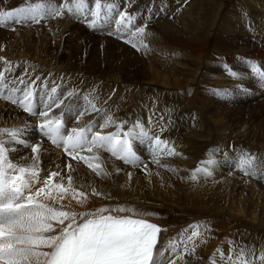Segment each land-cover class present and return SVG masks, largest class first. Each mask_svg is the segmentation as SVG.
Wrapping results in <instances>:
<instances>
[{
  "label": "rangeland",
  "instance_id": "1",
  "mask_svg": "<svg viewBox=\"0 0 264 264\" xmlns=\"http://www.w3.org/2000/svg\"><path fill=\"white\" fill-rule=\"evenodd\" d=\"M190 1H193V0H185L184 2L182 1L181 6L178 3V1H176L173 6L174 9H171V8L167 9L168 0H131V4H129V0H102V2L117 4L120 10H124L125 8H127L128 12L136 15L137 19L136 21H134V23L137 25H142L144 23V20L148 18V9L152 8V15H151V18L148 20V27L146 28V32L148 33V35L145 38L146 39L145 43H147L149 46V50L146 52L143 50L136 51L129 44L124 43L123 40L116 39L114 36L108 35L109 31L115 30L116 25L114 21H109V23L105 25L102 29L93 30L87 26V23L85 22L83 18L78 17V16L67 15L68 17L71 18V20H75V21L77 20L76 21L77 23L75 22L76 24L73 25V27H71L70 30L67 32H63L62 29H58L54 33L47 35L44 29H47L50 27L49 26L50 22L56 21L53 18L44 19L40 23H35V24L30 22L29 27L39 28L36 32H29L30 33V49H19L13 52L11 54V57L15 61L18 59V57H21L23 59L34 58L36 61L50 65L58 70L63 71L67 75H76L80 71L86 72L88 76L92 78L90 81H102L101 79H104V77L105 78L111 77V79L115 80V82L112 83L114 88L112 91L113 93H111V95H115L114 98L117 97L118 94L125 89L124 87H126V85H129L131 87L136 86L137 88L135 91L129 90L130 94H132L130 100L133 103V108H131L130 110H125L122 104L119 101L115 100L113 96L111 95H109V97L106 95H101L100 97H97V98L84 96L81 101L80 96L79 98L77 96L78 92H75L73 96H70L64 100V104H68V102H74L75 104L73 105L72 108L76 109V107H79L81 108L80 111H82L87 106V100L85 99L86 97L92 100V102L96 104L99 111L91 112L90 114L84 115L83 117L80 118V122L91 121L92 123H94L95 130L97 131H98L99 125L104 123V118L106 116H111L113 120L116 121L117 123L123 122L124 127L122 131H127L128 128H130L137 120H139L140 123L144 126V128L148 131L149 135L160 136L162 139L167 140L170 146H173L175 148L176 152L179 153L180 155L173 156L174 158L183 157L181 147L185 146L186 144L187 146L188 145L192 146V144L193 146H199V144L202 143V144H206L209 146H214V145H219V144L222 145L221 142L223 141L225 142V146L233 147L236 150H240V149L247 150L248 152L256 155L257 157H259L262 153H263L262 155L264 156V149H263L264 148V87H261L259 84V81L255 77L252 76L250 68L248 67L246 63V61H253L258 66H261L262 70H264V52H263L264 29H262L260 32V34L262 33L260 35V40L259 41L254 40L256 42L253 41L249 32H246V31L240 32L242 31L240 30L241 27L240 29L238 28V30H236L230 26L227 28H224L225 27L224 26L223 28L225 31L222 30V32L217 35L215 32L217 30L215 25L219 27L222 24V22H219V21H217L218 23L215 24L217 15L219 16V19L221 20L222 19V17L220 16L221 11L225 9L228 10L230 8L228 12L226 11V14L233 15L241 10L239 8L238 9L235 8L236 2L234 0H226V2L225 0H216L215 4L217 6L219 5V9L217 11V13L219 12V14L216 13V18L214 19L215 22H212L210 24L208 34H200L201 36L199 34H194L193 35L194 37L190 34L182 35L180 34V31L175 30L174 28V26L177 25L184 31V26L179 24L178 18L180 16H177V13H181L184 10H185L184 12H187L189 10L186 13V16L189 17L190 15H192L194 18L196 16V13L198 14L199 12L198 4H197L199 0H195L191 5L189 4ZM29 2L37 3L39 2V0H0V11L11 10L14 7L25 5ZM54 2L57 4H60V3H63V0H54ZM90 3L94 4V0H90ZM242 5H243V9L246 11V13H243L242 15L245 19L244 20L245 22L243 23L244 25L242 26V28L244 30L246 29L250 31L251 28L248 26V23L246 20L251 21L252 17L254 16V11L251 12L247 4L246 5L242 4ZM226 6L229 8H226ZM232 8L233 10H231ZM161 9H163V11H161ZM257 10H262V9H259V6H257V9L255 11ZM168 11H170L171 13L169 14ZM224 15L225 13L223 14V16ZM78 20H81V22H78ZM164 23L167 24V28L164 32H160L159 30L162 26L165 25ZM27 24L25 25L16 24L13 21V22H10L6 27H0V49L6 50L7 43L12 40L13 36L15 37L17 36V38H21L20 36L22 34L25 35L26 34L25 31H28V28H29V27L28 28L26 27ZM13 28L15 29V31L12 30ZM212 29L213 31H211ZM231 30L234 33H232ZM38 31L44 34H41ZM209 31L212 34V36L209 33ZM196 35H199V37H196ZM257 35H259V33H257ZM150 37H151V40H150ZM157 38L158 39L160 38L161 41L159 39L160 41L159 42ZM24 40L26 41V39ZM163 43L165 45H163ZM166 43L168 45H166ZM172 43L179 45L180 50L173 51V49L167 48ZM154 44L155 45L157 44L156 45L157 47ZM181 45L183 48L181 47ZM213 45L216 48H214ZM163 47H165V49ZM204 47H206V50H205L206 53L203 52V50H201ZM184 48L187 49L185 51V54L182 51ZM196 48H199L197 49L198 51L196 50ZM161 50L163 52H166L165 53L166 55ZM253 50L257 51L258 53L257 52L253 53L252 52ZM179 51H180V54H179ZM208 51L214 52V53L211 54ZM191 52L192 53L195 52V53L191 54ZM155 53H159L158 56L155 57ZM208 53H210L212 57L214 56L213 57L214 60L207 61L206 66H204V64L202 63H204L203 61H205V58ZM160 54L162 58L160 57ZM230 54L234 56L237 60L234 59L233 61L235 62L229 64L230 58L232 57ZM179 55L182 56L183 58H184L183 55H185L186 57L184 58L185 61L183 60V58L179 59L180 57ZM194 56L199 57L198 62L195 61L197 58L196 57L194 58ZM177 58L179 59V62H177L178 61ZM215 60L219 62H223L224 60V64L226 63L230 68H232L233 71H236V72H238V69L240 70V68L243 67L240 70L241 74L244 75V78L242 79L243 81L235 80L232 82V85L229 84L230 86H226V87H224L227 84L226 82L223 83L225 84L224 86L223 84H220L221 87L220 86L219 87L218 86L208 87L206 85L204 86L202 84H199L198 83L200 81L199 79H197V81L195 80V82H192V83H189L190 81L188 82L186 81L187 76H184V73H192V75H195L196 74L195 72H200L199 75L196 74L198 77L200 76L201 73H204L205 71H206L205 74L210 75V76H212V74H214L215 76H220V74L224 75L226 73L225 68H222L223 65H221L220 63L216 64ZM15 61H11L13 65L12 73L7 76V82H8L9 87L17 86L16 81L22 74L18 72V67ZM156 61L158 63H156ZM163 62H164V65H162ZM189 62H192V63L188 65ZM154 63H156V67H155L156 69L154 68L155 66ZM171 63L172 64L174 63L173 68L171 67L172 66ZM194 63H196L197 66L196 65L194 66L193 65ZM37 65L38 64L33 63L31 65L32 69H37L38 67ZM147 66L148 67L150 66L149 69ZM2 67L3 66L0 65V68ZM236 67H238L237 70H235ZM158 68L161 69L162 72L164 73L162 74L161 70L157 71L159 70ZM162 68H164L165 70ZM219 68L220 69L222 68V69L219 71ZM152 72H155V77H158L159 81L157 78L153 77ZM170 74H171V77H170ZM180 74L183 78L180 77ZM174 76L177 78H175ZM29 77L32 78V75L26 78L24 77L26 82L29 81ZM59 80H63V79H59ZM84 80L88 81L86 77H83L82 79L83 84H85ZM117 80L118 82H116ZM185 82L188 86H184ZM213 82H216V80L213 79ZM44 84L45 83H38L37 81L36 96H35V101H34L37 106V109H42L45 103L50 102L48 97L50 94V89L52 87H57V89L59 90V83H55V84L51 83L47 85V88L44 87ZM160 84L163 90L160 89V86H159ZM101 85L102 86H100V89L102 91V89L104 88V84H101ZM191 85H194L192 87L195 90L192 87H190ZM89 86H90V83H89ZM143 87L145 88L148 87V89L145 90L148 93L146 95L141 96L140 110H137L134 107L135 104L137 103V97L135 96L138 93L137 90L139 89L138 91H140L141 88ZM183 87H187V88L189 87V88L188 89L186 88V90L182 93L183 97L181 96L180 100L183 101V103L181 105L184 104L185 107L182 106V109L180 110L181 107L177 106L178 104L172 107L171 102H173V99L175 102H177L176 99L178 100V97H177L178 95L176 94V96H174L173 93H177L176 89H181ZM39 91H41L42 93L39 94ZM57 93L52 94L53 98L58 96ZM216 93H219V95H217ZM224 93H227V94L225 95ZM187 96L189 97V99L188 100L184 99ZM59 97L60 99H64L63 95ZM1 100L9 105L7 106L6 104H1ZM64 104H62L60 108H53L52 113H50V115L52 116L60 117L63 120V122L65 121ZM186 104L188 107L186 106ZM1 105H3L4 107L7 106L11 109L12 108L14 109L11 113V120H13L14 125L19 124L21 121L25 120L26 117L39 119V120L41 119L39 115H36V116L29 115L28 113L23 112V110L17 107L16 105L11 104L10 102L4 99H0V107H3ZM186 107L188 108V112L191 113L190 115L186 113L187 112ZM72 108H70L69 110H71ZM183 110H185L186 112ZM203 112H205L206 114H204ZM77 114L71 115V119L73 121H76ZM196 115H197V118H196ZM150 117H151V123L149 122ZM165 117L168 118V121H171L170 124L168 123V121H165ZM184 117L186 120L185 122L183 121ZM201 117H203L202 118L203 120L201 119ZM207 118L209 119L207 121L208 124L204 122ZM199 119L201 122L199 121ZM194 122H196L195 123L196 125L193 124ZM184 123H186L187 125ZM157 125L159 126V128ZM209 125L210 127L208 128L207 126ZM162 126L167 127V130L164 131L163 133H161ZM190 127L191 128L194 127L193 129H191L192 131L197 130L196 132H197L198 137H195V139L194 137H191V136L188 137L184 133L185 131L188 130V133L191 134ZM210 130L211 131L213 130L212 133ZM217 130L218 131L225 130L224 132L225 135L222 136L223 140L221 142L218 141L220 140L219 137L217 139L215 138ZM230 130L232 131V133L230 132ZM204 133L205 135H203ZM207 134H209L211 138L210 137L207 138L206 137ZM201 136H205L206 138L203 137L202 139ZM225 137L227 138V140L225 139ZM197 140L200 142H198ZM214 140H216L217 143H215L216 141ZM48 143L52 144L51 142H48ZM133 146H134V151L138 154L140 158L141 165H139L138 167L137 166L134 167L131 164H125L122 160H117L111 156V158L115 161L116 165L121 164L120 166L131 169V170L129 169L130 176L128 173L127 176L129 177L128 179H125L121 175L122 174L121 171L118 170L119 171L118 172L117 170L116 171L114 170V171H111L113 173L110 172L111 176L107 175L103 177L106 180V184L107 185L114 184V182L116 183L119 182V184H122L123 182V184L125 185L126 183H128L126 184V186L129 187L132 191H136V186L135 185L132 186V179H134V176H137V178H140V183L144 179V182L146 183L158 182L160 185V183L162 182L161 185L164 184L165 178L163 176L167 174L165 173L163 174L164 170L162 167H161L162 172L158 170L157 168L152 167L154 164L149 161L151 154H150V148L148 145V141L147 140H135L133 141ZM47 147L50 148V145H48ZM139 149L142 151L139 152ZM43 154H44V148L40 147L39 153L37 155H38V166L41 168V171H43L45 175H47L51 171H56L55 167L52 165V162L48 159L43 158ZM82 154L91 155L89 153H82ZM203 155L204 156H201L202 160L203 161L207 160L208 154L205 155V153H203ZM65 157L68 159L66 166L68 164H71V166L78 165L84 170L91 171V169H89L83 163V161L71 160L70 157L68 156H65ZM171 157L172 156H165L162 160H169V158L171 159ZM218 159L222 163H224L223 155L218 157ZM113 160L110 159L111 162ZM198 162L196 163L193 162L195 164H193L194 166H192L191 169L195 170L197 167L196 164ZM145 164L147 165V171H145L144 169ZM22 165L26 166L24 162H22ZM220 167H217L216 169L221 172L225 171V175H227L228 173L229 174L231 173L230 176H233V179L238 178L237 179L239 180L238 187L235 188L234 186H229L227 190L229 194L233 193L237 195V197H239L240 203H242V204L239 203V205L241 209L243 210L240 212L245 215L244 217L254 221L253 227L252 225L248 226V224L246 223L247 221L242 222L243 224L241 223V229H240V231L242 230L241 236H240L241 242H236V245H238L237 249L239 251L243 249L244 252H247V254L249 255H252L251 253L257 252L258 255L260 256L261 250L264 249V245H263L264 244V179L245 176L240 171L230 170L228 165L225 163L224 165H221ZM155 169L156 171H154ZM71 170H72V167H71ZM190 173L192 174V172ZM167 176H170V175H167ZM162 177L164 178V180ZM190 177L191 175L188 176V178ZM56 180L57 178H54V182ZM186 181H188V184L189 185L191 184V186L192 185L197 186L198 189L197 187H194V186H192L191 188L194 187L197 189L198 192L201 193L199 188L202 189V185H201L202 180L198 181V177H197L196 180L192 181V179L190 178L189 180L187 179ZM197 183L198 185L200 184L201 186L199 185L200 186L199 187ZM206 184H209V185H206V187L209 188L211 183H206ZM168 187H171V186H168ZM207 188L206 190L208 191L209 189ZM250 188H252V190ZM250 191H253L254 193H251ZM119 197H121V195L120 193H117L116 198H119ZM213 199H214L213 202H215L216 197L214 195H213ZM117 206H126V205H117ZM94 209L96 208L92 207L88 210H94ZM164 213L162 214L163 216H165ZM149 214L155 215V213L153 212H149ZM195 217H197V215H195ZM213 220H214L213 223L216 222L214 218ZM244 224H247V225H244ZM211 236L213 239L211 240V243L214 242V244L217 245V242L215 240L216 233L213 232ZM252 246L255 248H251ZM217 247L219 249H222L223 248L222 243L218 244Z\"/></svg>",
  "mask_w": 264,
  "mask_h": 264
},
{
  "label": "snow or ice",
  "instance_id": "2",
  "mask_svg": "<svg viewBox=\"0 0 264 264\" xmlns=\"http://www.w3.org/2000/svg\"><path fill=\"white\" fill-rule=\"evenodd\" d=\"M66 14L83 18L93 30L102 29L109 21H114L115 30L109 31L108 35L123 40L136 51L149 50L145 37L148 35L146 28L152 8L148 9V18L144 23L137 25L134 23L136 15L128 12L127 8L120 10L117 4L102 0H94V4L90 0H63L60 4L54 0L29 2L11 10L0 11V27H6L13 21L21 25L28 22L35 24L44 19L63 18ZM12 30L15 31L14 28ZM246 63L252 76L264 87V70L253 61ZM0 65L3 66L0 68V99L16 105L29 115H39L41 119L38 129L41 136L46 137L55 147L61 148L71 160L83 161L98 177L109 175L103 167L99 154L101 151L125 164L139 166L141 161L133 146L135 140L148 141L152 162L157 166L169 168L167 164H161V160L165 156L180 155L167 140L149 135L139 120L127 131H122L123 122L117 123L111 116L104 118L99 131L91 123L66 131L63 120L50 113L53 108H60L64 100L75 93L69 91L62 94L64 99L59 96L53 98L52 94H56L58 89L52 87L48 97L50 102L45 103L42 109H37L34 101L37 81L41 77H29L26 82L24 77L28 75V70L25 69L16 81L17 86L9 87L7 76L12 73V62L0 57ZM223 67L229 76L239 79L238 74L226 63ZM44 87L47 88V83ZM85 99L87 106L77 114V123L84 115L99 111L92 100L87 97ZM70 108V103L64 104L65 110ZM149 122L151 123V117ZM111 127H115L116 131L104 134L103 130ZM166 130V126L161 127V133ZM2 136L10 139H0V264H188L185 257L195 255L196 241L203 243L204 232L210 231L205 227L202 232L200 225L190 226L185 231L190 230L191 235L181 236L179 241L174 239L168 245H160L159 235L165 230L146 220L144 217L149 215L146 211L127 206H105L81 212L68 210L63 205L56 207L55 203L68 194L83 206L87 203L88 195L73 187L70 174L67 176L66 186L63 183L65 176L60 171H51L41 177L37 155L39 143L30 145L32 165L13 163L9 159L6 144L29 146L21 138V128L0 129V137ZM216 151L210 152L209 158L201 161L190 177L192 180H196L198 174L206 178L213 176V170L220 166V161L215 159ZM223 156L224 163L230 170L264 179V158L243 149H234V155L225 150ZM67 167L71 170L72 166L68 164ZM144 169L147 171L146 164ZM169 170L175 171L171 168ZM57 177L59 179L54 182ZM92 195L102 196V193L93 189ZM180 244H183L182 249ZM166 253L171 255L166 257ZM216 253L224 259L221 249H216ZM258 259L259 264H264V249ZM227 261L228 264H256V258L249 260L243 249L238 255L230 250ZM209 264H218L215 254L209 258Z\"/></svg>",
  "mask_w": 264,
  "mask_h": 264
},
{
  "label": "bare ground",
  "instance_id": "3",
  "mask_svg": "<svg viewBox=\"0 0 264 264\" xmlns=\"http://www.w3.org/2000/svg\"><path fill=\"white\" fill-rule=\"evenodd\" d=\"M176 1H178V3L181 6L182 1L184 2L185 0H168L167 9L168 8L174 9L173 6H174ZM194 1L195 0L190 1L189 4L191 5ZM234 1L236 2L235 8L236 9L239 8L243 12L238 10L239 12H237V13H235L233 15H228V14H226V11L228 12L230 8L226 6V8H229V9L228 10L225 9V10L221 11L220 16L222 17V19L220 20L218 15H217V18H216V13H217V11L219 9V5L217 6L215 4L216 0H199L197 2L199 12H198V14L196 13V16L194 18H193L192 15H190L189 17L186 16V13L189 10L187 12H184L185 11L184 10L181 13H177V16H180L178 18L179 24L184 26V31L180 27H178L177 25H175L174 28H175V30L180 31V34H182V35L190 34V35L193 36L194 34H199V35L200 34H208V30H209L210 24L212 22H215V21H216L215 22V24H216V23H218L217 21H219V22H222V24H221L222 26L220 25L218 27L217 25L213 24L217 28V30L215 31L217 35L220 34L222 32V30L225 31L224 28H227L229 26L234 28V29H236V30H238V28L240 29V27H241L240 30H242V31H240V32H243V31L249 32L250 36L253 39V41L254 40L259 41L260 40V35L262 34V33L260 34V32H261L262 29H264V0H234ZM225 2H226V0H225ZM227 3H229V2H227ZM242 4H244V5L247 4L249 6V9L251 10V12L254 11V16L252 17L251 21L246 20L247 23H248V26L251 28L250 31L246 30V29L244 30L242 28V26L244 25L243 23L245 22L244 21L245 19H244V17L242 15H243V13H246V11L243 9V5ZM257 6H259V9H262V10L255 11L257 9ZM231 10H233V8ZM168 12H169V14L171 13L170 11H168ZM224 13H225V15L223 16ZM217 14H219V12ZM199 16H200V18H199ZM215 18H216V20L214 21ZM53 19H55L56 21L50 22V24H49L50 27L47 28V29H44V31H45V33H47V35L54 33L58 29H62L63 32H67V31L70 30L71 27H73V25H75L77 23L76 22L77 20L76 21L75 20H71V18L68 17L67 14L63 18H53ZM78 22H81V20H78ZM241 22H242V24H241ZM77 25H79V24H77ZM29 26H30V22L26 25V27L28 28ZM78 27H80V26H78ZM166 28H167V24L162 26L159 31L160 32H164L166 30ZM38 29L39 28L29 27L28 31H25L26 34L25 35L22 34L20 36L21 38H17V36L16 37L13 36L12 40L7 43L6 50L4 49L3 51H0V57H4L8 61H15L11 57V54L13 52L19 50V49H30V33L29 32H36ZM211 31H213V29ZM38 32H40V31H38ZM231 32H232V30H231ZM150 33H151V31H150ZM209 33H210V31H209ZM232 33H234V32H232ZM257 33H259V35H257ZM41 34H44V33H41ZM199 35H196V37H199ZM211 36H212V34H211ZM211 36H209V37H211ZM23 38L26 39V41ZM168 38H170V37H168ZM159 39H158V41H159ZM150 40H151V37H150ZM160 41H161V39H160ZM256 41H254V42H256ZM3 42H4V40H3ZM212 44H213V42H212ZM163 45H165V44L163 43ZM166 45H168V44L166 43ZM199 46H200V44H199ZM165 47H163V48L165 49ZM181 47H182V45H181ZM213 47H214V45H213ZM167 48L173 49V51L174 50H180L179 45H176V44H173V43L170 44V46L167 47ZM176 48H178V49H176ZM214 48H216V47H214ZM197 49H199V48H196V50ZM186 50H187L186 48H184L182 50L184 52V54H185ZM201 50H203V52H205L206 47H204ZM182 51H181V53H182ZM197 51H196V53H197ZM210 51H208V52H210ZM212 51H213V49H212ZM252 52L256 53L257 51L253 50ZM263 52H264V49H263ZM163 53L165 54L166 52H163ZM193 53H195V52H193ZM193 53L191 52V54H193ZM210 53L212 54L214 52H210ZM210 53L207 54V56L205 58V61H203L204 63H202V64H204V66H206V62L207 61H213L214 60V58H213L214 56L212 57ZM158 54L159 53H155V57L158 56ZM164 54H163V56H164ZM167 54H169V53H167ZM179 54H180V51H179ZM195 55H197V54H195ZM183 56H184V58H186L185 55H183ZM160 57L162 58L161 54H160ZM180 57H179V59L183 58L182 56H180ZM195 57L196 56H194V58ZM151 58H152V56H151ZM184 58H183V60H184ZM196 58L197 59L195 61L198 62V58L199 57H196ZM179 59L177 58V60H178L177 62H179ZM234 59H236V58L234 56H232L230 58L229 64L235 62V61H233ZM172 61H173V59H172ZM219 61H220V59H219ZM219 61L215 60L216 64L220 63L221 65H224V60H223V62H219ZM15 62H16V65L18 67V72L19 73H23L25 71V69L28 70V75L25 76V78L32 75V78L34 79L35 76L38 75V76L41 77V79H40V81H38V83H47V85H49L51 83H54V84L55 83H59V90H58V93H57L58 96H62V94L72 90V91H74V93L78 92L77 96H78V98L80 96V100L82 101V98L84 96L97 98V97H100L101 95H106V96L109 97V95H111V93H113L112 91H113L114 86H113L112 83H114L115 80L111 79V77L110 78H108V77L105 78L104 77V79H101L102 81H90L92 78L90 76H88V74L86 72H81L80 71L76 75H67L63 71L58 70V69H56V68H54V67H52L50 65H47L45 63L36 61L34 58H25V59H23L21 57H18V59ZM33 63L38 64L37 65L38 66L37 69H32L31 65ZM156 63H158V62L156 61ZM156 63H154V65H155L154 68L156 67ZM190 63H192V62H189L188 65H190ZM173 64L171 66L172 68H173ZM162 65H164V62H163ZM193 65L195 66L196 63H194ZM165 66H167V65H165ZM149 67H148V69H149ZM161 67H159V68H161ZM176 67H177V65H176ZM222 68H224V67H222ZM237 68L238 67H236L235 70H237ZM242 68L243 67H241L240 70ZM162 69H164V68H162ZM221 69L219 68V71ZM160 70L161 69H159L157 71H160ZM240 70L238 69V72L235 71L238 74L239 79H235V78L229 76L227 72L224 75L220 74V76H215L214 74H212V76L206 75L205 74L206 71L204 73H201L199 77L196 74L199 75L200 72H195L196 73L195 75H192V73H184V76H187L186 77V81L187 82L190 81L189 83L195 82V80L197 81V79H199L200 81L198 83L202 84L204 86L206 85L208 87H210V86L211 87L212 86H218L219 87L220 84H223V83L226 82L227 83L226 85L223 84V86L225 85L224 87H226V86L232 85L233 81H235V80H239L240 81V80H242L244 78V75L241 74ZM172 71H174V70H172ZM172 71H171V73H172ZM223 71H225V70H223ZM150 72H151V70H150ZM161 72H162V70H161ZM158 73H160V72H158ZM163 73L164 72H162V74ZM152 74H153V77H155V72H152ZM175 75H177V74H175ZM83 77H86L87 80H88V81L84 80L85 84H83V82H82ZM170 77H171V74H170ZM180 77H182L181 74H180ZM155 78L158 79V77H155ZM175 78H177V77H175ZM212 78L215 79L216 82H213ZM59 79H63V80H59ZM158 81H159V79H158ZM116 82H118V80ZM89 83H90V86H89ZM158 83H160V82H158ZM158 83H157V85H158ZM101 84H104V88L102 89V91L100 89V86H102ZM145 84H146V82H145ZM233 84H235V83H233ZM163 85H164V83H163ZM178 85H179V83H178ZM159 86H160V89H162L161 84ZM184 86H188L186 84V82H185ZM192 86H194V85H191L190 87H192ZM180 87H181V85H180ZM120 88H119V90H120ZM124 88L125 89L122 92H120L117 97L114 98L115 95H111V96H113V98L115 100L119 101L122 104V106H123V108L125 110H130L131 108H133V103L130 100L132 94H130L129 90H132V91L134 90L135 91L137 87L136 86L135 87H131L129 85H126V87H124ZM186 88L187 87H183L181 89H176L177 93H173L174 96H176V94L178 95L177 96L178 100L176 99L177 102H175L174 99H173V102H171L172 107H174V105L178 104L177 106L181 107L180 110L182 109V106H184V104L181 105L183 103V101H181L180 98H181V96L183 97L182 93L186 90ZM147 89H148V87L147 88L143 87V88H141L140 91H138L139 89L137 90L138 93L135 96V97H137V103L134 106L135 109L140 110V106H141L140 98H141V96L146 95L148 93V92L145 91ZM41 93L42 92L39 91V94H41ZM139 93H141V94H139ZM184 99L188 100L189 97L187 96ZM135 101H136V99H135ZM69 103L71 104V108L75 104L74 102H68V104ZM1 104H6L7 106L9 105V104L5 103L2 100H1ZM167 104H168V102H167ZM187 104H186V106H187ZM1 106H3V105H1ZM7 106L6 107H4V106L0 107V129L21 128L22 129V137L21 138L25 139L28 142V144H29V146H27V147L22 145V144H16V143L6 144V146L9 148V151H8L9 159L15 164L22 165V162H24L26 164V166L32 165L33 160H32V154H31L30 145L33 144V143H39L40 147L44 148L43 158L50 160L52 162V165L55 167L56 171H60L61 174L65 176V179L63 181L65 186L68 183L67 176L70 174L72 176V178H73V187L76 190H82V191L86 192L87 195H88L87 203L85 205H83V206L79 205L77 203V200L72 198L71 194H68L63 200H59V201H57L55 203L56 207H60L61 205H63L64 208H66L68 210L81 212V211L88 210V209H90L92 207L99 208V207H105V206L113 207V206H117V205H126L127 207L135 208L137 210L146 211L147 213L153 212V213H155V215H150L149 214V215L145 216L144 218L146 220H149L151 222H154V223L158 224L162 229L165 230V231H162L160 233V235H159V243H160V245H168V243L170 241H173L174 239L179 241V238L181 236H189V235H191V231L190 230L189 231H185L186 229H189L190 226L200 225L202 232H203L205 227L210 229V231L204 232V242L203 243H201L199 240L196 241V253H195V255L194 256L189 255V256L185 257V260L188 262V264H209V258L213 257L214 254H215V259L217 260L218 264H228L227 255H228L230 250H234V253L237 254V255L240 253V251L237 249L238 245H236V242H241V238H240L241 231H242V230L240 231L241 223L244 222V221L245 222L247 221L246 223L248 224V226L252 225V227H253L254 221L244 217L245 215L240 212V211H243V210L241 209V207L239 205V203H240L239 197H237V195H235L233 193L229 194V192L227 190L229 188V186H234L235 188L238 187V181H239V180H237L238 178H236L234 176L236 179H233V176H230L231 173L230 174L228 173L227 175H225V171L221 172V171L217 170L216 168L213 170V176H210V177L206 178L202 174H198V181L202 180V183L200 182L201 185H202V189L199 188L201 193L197 191V189H198L197 186L192 185L194 187H197V189L194 188V187L191 188L192 187L191 184L189 185L188 181H186L187 179L188 180L190 179V178H188V176L192 175L190 172L193 173V171H194V169H191L192 166H194L193 164H195L196 162H198L200 160L196 164L197 167L200 166L201 161H203L202 158H201V156H204L203 153H205V155L208 154L207 156L209 158L210 152L216 151L218 149L219 151H216V155H215V159H217L218 161H220L218 159V157L223 155V152L225 150H227L230 154L234 155V149L235 148L225 146V142L224 141L221 142L223 140L222 136L225 135V133H224L225 130H223V131H218L217 130L216 135H215L216 139L218 137L220 138V140H218V141H220L222 143V145L219 144V145L209 146V145L201 143V144H199V146H193V144H192V146H193L192 147V146H189V145L187 146V144H186L185 146L181 147V151L183 153V157L182 158H174L172 156L171 159L169 158V160H161V164H167L169 166V168L175 169V171H171V170H169V168L162 167L163 170H164L163 174L165 173L167 175H170V176H167V175L163 176L165 178L164 184L161 185L162 182L160 183V185H159L158 182L146 183V182H144V179L140 183V178H137V176H134L135 180L132 179V186L133 185L136 186V191H132L129 187L126 186V184H128V183H126L124 185L123 182H122V184H119V182L118 183L114 182V184L107 185L106 184V180L104 178L98 177L94 172H91L89 170H84L83 168H81L78 165L72 166V170H69V168L66 166V163L68 162V159L65 156H67V155H65L63 153V150L61 148L55 147L53 144H49L48 142H51V141H49L46 137H42L41 136V134L39 132V129H38V124H39L40 120L39 119L30 118V117H26L25 120L21 121L17 125H14L13 120H11V113H12V111L14 109L13 108L11 109V108H9ZM126 106H127V108H126ZM80 109L81 108L76 107V109L72 108L71 110H69V109L65 110V121H64V124H65V130L66 131H70L73 127H83V126H85L87 124H90V123L94 124L91 121H83V122L77 123L76 121H73L71 119V115L77 114L80 111ZM165 110H166V108H165ZM225 110H226V108H225ZM183 111H185V110H183ZM186 113L189 114V115L191 114V113L188 112V108H187V112ZM203 113L206 114L205 112H203ZM196 118H197V115H196ZM202 118L203 117H201V119ZM191 120H193V119H191ZM208 120L209 119L207 118L204 122L207 123ZM165 121H168L167 117H165ZM183 121L184 122L186 121L185 117L183 118ZM199 121H200V119H199ZM195 123L196 122H194L193 124L196 125ZM184 124H186V123H184ZM189 126H191V125H189ZM201 127H202V125H201ZM207 127L209 128L210 125L207 126ZM158 128H159V126H158ZM193 128L190 127V130L193 129ZM196 128H197V126H196ZM205 128H206V126H205ZM99 130L100 129L98 128V131ZM114 131H116V129L114 127L106 128V129L103 130L104 134H106L108 132H114ZM196 131L195 130L194 131L191 130V134H189L188 130H187L184 133L188 137L191 136V137H194V139H195V137H198ZM212 131H211V133H212ZM195 132H196V134H195ZM230 132L232 133L231 130H230ZM184 135H182V136H184ZM203 135H205V133ZM208 135L209 134H207V136H206L207 138L210 137V135L209 136ZM203 137H205V136H201L202 139H203ZM226 137H225V139L227 140ZM0 139H4L5 141H8L10 138L7 137V136H2V137H0ZM214 141H216V140H214ZM198 142H200V141H198ZM215 143H217V141ZM48 145H50V148L47 147ZM135 146H136V144H135ZM141 151L142 150L139 149V152H141ZM99 154H100V156L102 158L103 167L107 170V172L109 173V176H111L110 174L113 173L111 171H114V170L118 171L119 170V171H121V173H122L121 175L123 176V178L128 179V177L130 175L129 176H127V175H128V173L130 174V171H129L130 168H126V167L120 166L121 164L120 165H118V164L116 165L115 161L111 158V155L109 153H107V152L101 151ZM262 154L259 156V158H264V156ZM110 159L113 160L112 161L113 163L110 161ZM149 161L152 162V156H150ZM193 162H195V163H193ZM72 163H74V162H72ZM220 163H221V165H224V163H222L221 161H220ZM152 167H155V168H157L160 171L162 170L161 166H157L156 164H154ZM186 169H187V171H186ZM127 171H129V172H127ZM154 171H156V169ZM156 173H158V172H156ZM186 175H188V176H186ZM44 176H46L45 173L43 171H41V177L43 178ZM112 176H113V174H112ZM122 176H120V177H122ZM112 178H114V177H112ZM164 178H163V180H164ZM58 179L59 178L57 177V180ZM118 180H119V178H118ZM127 182H129V181H127ZM198 183H197V185H198ZM206 183H211L209 188L206 187V185H209V184H206ZM168 186H171V187H168ZM206 188L209 189V190L207 191ZM93 189H95L97 192L102 193V196H93L92 195V190ZM250 189L252 190V188H250ZM250 192L254 193L253 191H250ZM117 193H120L121 197L116 198ZM213 195L216 197L215 202H213V200H214L213 199ZM240 204H242V203H240ZM162 212L165 214V216L162 215L163 214ZM211 212H212V214H211ZM194 213H195V215H197V217H195ZM213 218L216 220V222H214V223H213V221H214ZM251 222H252V224H251ZM170 223H172V224H170ZM247 224H244V225H247ZM213 232L216 233L215 240L217 242V245L222 243L223 248L221 250L224 253V259H221L220 254L216 253V249H218L217 245L214 244V242L211 243V240H213L212 236H211ZM179 246H180L181 249L183 248V244H180ZM189 247H191V245H189ZM251 248H255V247L252 246ZM245 253H246L247 258L249 260H252L255 257L256 258V264H259V259H258L259 255H258L257 252L251 253L252 255L247 254V252H245ZM169 255H171V254L170 253H166V257L169 256ZM166 264H167V262H166Z\"/></svg>",
  "mask_w": 264,
  "mask_h": 264
}]
</instances>
